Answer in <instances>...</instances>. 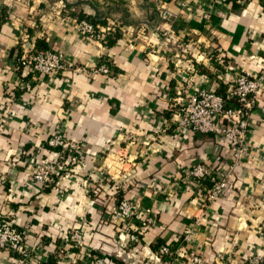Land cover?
Masks as SVG:
<instances>
[{
    "label": "crops",
    "instance_id": "obj_1",
    "mask_svg": "<svg viewBox=\"0 0 264 264\" xmlns=\"http://www.w3.org/2000/svg\"><path fill=\"white\" fill-rule=\"evenodd\" d=\"M86 1L0 0V220L23 231L28 248L24 258L0 250V264H87L93 256L111 264H155L152 245L159 241L175 245L176 253L195 251L202 264H244L254 255L264 260V84L250 112V154L232 168L224 137L176 122L178 106L206 82L195 64L220 80L218 67L225 65L234 73L264 71V0H128V13H109L108 25L122 32L112 47L76 29L70 11L93 14ZM162 10L172 16L161 19ZM219 11L224 17L205 20L204 31L188 25ZM161 34L185 42L174 45ZM37 39L76 68L33 71L25 58ZM103 56L117 67L114 76L92 72ZM59 129L79 147L82 161L44 187L30 180L31 169L58 159L61 150L44 144ZM197 163L226 175L218 196L209 197V181L187 183ZM120 197L139 205L132 222L137 242L110 213ZM190 225L192 238L184 245ZM76 228L84 242L73 249L69 235ZM171 260L185 264L179 255Z\"/></svg>",
    "mask_w": 264,
    "mask_h": 264
},
{
    "label": "built area",
    "instance_id": "obj_2",
    "mask_svg": "<svg viewBox=\"0 0 264 264\" xmlns=\"http://www.w3.org/2000/svg\"><path fill=\"white\" fill-rule=\"evenodd\" d=\"M220 4H226L229 0H217ZM210 13L203 15V19L209 21ZM161 19L168 20L172 14L167 10L159 13ZM219 17H224L223 11H219ZM75 26L78 32L87 39L101 41L109 26H100L96 28L86 20H75ZM26 63L31 69L39 74H56L66 70H72L75 67L73 62L67 61L64 54L52 49L38 51L27 55ZM81 68V67H79ZM82 70H85L82 67ZM224 66V71L220 77L222 82L227 85V97L234 99L231 104L216 92V86L206 82L198 87L195 92L188 96L187 102L180 104L177 109L176 122L181 128L191 131L209 132L217 136L224 137L232 151L233 163L230 168L241 163L242 160L250 154L249 146L246 140L248 131L250 112L258 101V96L264 84V71L259 75L251 74L245 70H237ZM92 72L108 75V67L105 63H100L92 69ZM109 76V75H108ZM63 131L59 129L55 134L46 139V143L51 147L65 148L68 153V159L72 164L79 165L82 158L78 146L65 139ZM65 167L63 164H54L50 162H40L33 170L30 180L38 182L43 186H48L59 176ZM208 179L211 182L209 187V197L218 196L224 189L227 179L226 175L213 174L210 167L205 164L197 163L192 166L187 173L188 184L202 185L203 181ZM149 212L150 210L147 209ZM110 213L114 219L121 223L122 231L126 234L130 242H137L138 235L132 231V222L140 217L139 205L135 201L122 198L115 202ZM193 233V226H187L182 234L183 244L190 242ZM180 239V240H181ZM69 244L71 248H80L84 242V233L76 228L69 235ZM11 250L23 258L28 256V248L24 243V232L14 226L8 220H0V250ZM179 255L185 261V264H202L201 256L195 251L180 249L176 253L171 249L169 243H162L156 252L155 264H172L171 257ZM33 264H47L36 262ZM87 264H111L103 256H93ZM244 264H264V260L259 255L249 257Z\"/></svg>",
    "mask_w": 264,
    "mask_h": 264
},
{
    "label": "trees",
    "instance_id": "obj_3",
    "mask_svg": "<svg viewBox=\"0 0 264 264\" xmlns=\"http://www.w3.org/2000/svg\"><path fill=\"white\" fill-rule=\"evenodd\" d=\"M84 3L89 4L91 6L92 10L94 11V13L89 14V13H86L83 9L73 8L70 11V15L72 16V18H74L76 21H80V20L84 19V20L88 21L91 25H93L96 28V30L100 26H109V29L104 34V37L101 39V42L106 47L114 46L116 44V42L119 40V38L121 37L122 32L120 31V28H119L120 25H118V26L116 25V26L111 28L110 25H108V23H107L108 22L107 19L109 17L110 11H113V10H122L125 13H128V8H129L128 0H87ZM233 4H236V3L234 2ZM102 10L104 12H101ZM218 18H219L218 16L216 17L214 15H210V19L208 22H210L211 24H214L216 22V20H218ZM208 22H206L204 19H201L199 21L192 19L188 22V25L192 28H199L202 31H204L205 30V24ZM46 49H49V48H48L47 44L44 42V40L37 39L35 41L33 48L29 52V55L33 54L35 52H38V51L46 50ZM19 59H22V58H19ZM224 60H225L224 63L228 64L226 59H224ZM101 63H105L106 66L108 67V75L109 76L115 75V73L117 72V67L115 66V64L110 59H108L107 56H103ZM195 66L207 78H209L210 80H216L217 81V87H216L217 93H219L221 96H223L225 99H227L228 102H230L231 104L235 103L234 99L227 97V93H226L227 85L225 83H223L222 80L217 78L216 72H214L215 74L212 73V70H209V68H207V66L202 65V64H195ZM217 67L218 66H216V68ZM218 69L223 70L222 67H218ZM44 145L47 146L48 148H51L54 150H61L60 147H51L47 143H45ZM204 181H209V180L206 179ZM209 183L211 186L210 181H209ZM135 233H137V232L135 231ZM137 235H138V233H137ZM161 244H162V242L160 243V241H159L158 243L153 244L152 248L154 250H156V252H157ZM174 246H171V249H173ZM73 249H75V248L73 247Z\"/></svg>",
    "mask_w": 264,
    "mask_h": 264
},
{
    "label": "rangeland",
    "instance_id": "obj_4",
    "mask_svg": "<svg viewBox=\"0 0 264 264\" xmlns=\"http://www.w3.org/2000/svg\"><path fill=\"white\" fill-rule=\"evenodd\" d=\"M146 26V25H145ZM160 31V30H159ZM121 37H122V34H121ZM161 38H162V41H167V42H169V43H172V41L174 42V45L175 44H177L178 43V41L179 42H185L183 39H184V37H180V38H177L175 35H173V38H171V37H168V34H161ZM167 38V39H166ZM174 38H177V40L176 41H174ZM224 63V62H223ZM223 69V68H222ZM222 72L224 71V69L223 70H221ZM111 76V75H110ZM185 102H187V101H185ZM178 108H179V106H178ZM64 133V132H63ZM65 137V136H64ZM66 139V138H65ZM67 140V139H66ZM68 141V140H67ZM70 142V141H69ZM79 149V148H78ZM67 153V157H65V154ZM68 151L65 149V148H61V151L59 152V156H58V159L56 160V161H54V162H51V161H49L50 163H54V164H63V166L65 167L63 170H62V173L60 172V174H59V176L58 177H56V179L54 180V181H52L51 182V184H49L48 186H44V187H49V186H51V185H53L55 182H56V180L60 177V176H62V177H67V176H69L68 175V173H72V168L75 166L74 164H72V162L68 159ZM81 161H82V158L80 159V164H81ZM43 162H47V161H43ZM38 163H40V162H35L34 164H33V167H32V169H31V173L33 172V170L36 168V166L38 165ZM122 199V197H120V198H118V200H121ZM118 200H115V202H117Z\"/></svg>",
    "mask_w": 264,
    "mask_h": 264
}]
</instances>
